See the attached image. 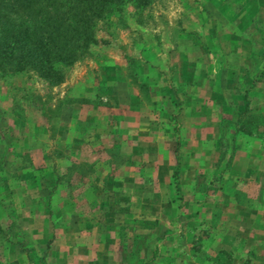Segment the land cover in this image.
Here are the masks:
<instances>
[{
  "label": "crops",
  "instance_id": "1",
  "mask_svg": "<svg viewBox=\"0 0 264 264\" xmlns=\"http://www.w3.org/2000/svg\"><path fill=\"white\" fill-rule=\"evenodd\" d=\"M249 44V52L236 56L238 68L230 70L227 67L226 71H237L240 77L242 74L253 80V76L249 77L255 68L250 64L253 43L249 41ZM198 57L184 50L176 63V74L184 92V103L178 114L179 131L185 145L184 153L179 157L181 180L183 175L196 179L198 173L206 172L208 160H218L222 119L231 118L235 110L244 108L246 91L250 99L264 85V76L252 88L245 87L238 78L239 84L235 83L238 86L232 89L237 98L233 104V93L225 92L230 87V80L224 79L226 71L218 67V64L229 63L231 56L225 60L214 52L211 55L206 52ZM111 61L114 66L105 67L97 78L101 80L94 81V85L91 83L93 86L89 84L92 88H86L82 83L78 85L80 92L88 90L90 93L83 92L79 100L76 99V127L81 132L76 134V150L73 148V152L66 155L71 157L69 161L90 164L88 183L83 188L86 195L76 198V209H72L64 197L58 200V214L50 213L53 201L49 200L44 204L38 200L31 202L28 210V215L33 213L30 215L34 223L37 218L34 208L38 205H42V209L48 208L49 216L41 220L38 216L37 220L51 227L41 235L47 236L48 240L55 237L52 253L56 263L122 264L120 232L129 236L149 235V245L140 254L149 260L147 264H220L225 252L234 256L264 254V184L258 187L254 198L246 196L244 201H239L236 197L240 188L235 184L199 198L193 196L199 190L195 182H180V191L185 195L178 199L176 187L171 183L178 159L175 148L170 145L180 140L179 132L174 131L171 122L155 121L156 103L162 102L163 96L170 98L171 93L177 92V82L166 72L153 71L147 65L148 72L138 68L136 73L138 82L147 84L148 91L142 93L137 83L131 81L127 66L117 65L113 58ZM117 66L120 69L117 70ZM141 66L145 67L143 60H140ZM262 66L264 61L260 69ZM210 67L211 72L207 73ZM98 86L114 95L115 101L92 103L89 98L93 91L97 93ZM79 122L88 124L87 130L80 128ZM91 128H96V132ZM102 130L106 138L101 136ZM84 133L91 137L85 138ZM74 142L72 138V146ZM96 142L100 150L95 148ZM258 143L264 146L263 130L252 136L237 135L232 163L225 171L230 181L249 174L264 175V147L256 152ZM88 148L92 149L84 153ZM41 158L45 163L42 182L45 183V175H52L50 179L54 185L57 182L64 190V183L61 185L55 177L58 161L48 159L49 155L44 153ZM241 163L244 166H240ZM78 174L76 170V177L80 176ZM147 175L157 177L156 181L154 178L152 183L145 182L143 176ZM149 190L153 192L152 197L145 194ZM99 192H104L105 196L100 197ZM254 260H257L256 264H264V256Z\"/></svg>",
  "mask_w": 264,
  "mask_h": 264
},
{
  "label": "rangeland",
  "instance_id": "2",
  "mask_svg": "<svg viewBox=\"0 0 264 264\" xmlns=\"http://www.w3.org/2000/svg\"><path fill=\"white\" fill-rule=\"evenodd\" d=\"M122 18L123 24L118 22L115 16L109 21L97 24L98 42L92 45V54L68 67L64 82L57 86L50 87L46 81L31 72L0 77V164L2 166L0 171V223L5 226L10 237L9 241L4 242L0 247V264H57L52 253L56 242L55 237L48 240L47 236L42 237L41 235L42 231L51 228L40 221L49 216L48 208L43 207L42 209V205L34 208V215L37 216L34 223L30 215L32 212L28 215V210L31 202L38 200L44 204L45 200H49L53 201L50 213L56 214L57 209L60 208L57 207L58 200L61 201L63 197L71 204L72 209H76V198L86 195L83 188L88 183L90 164L81 163L77 169L80 176L76 177V168L72 172L68 171L70 166L68 164L72 161H69L71 157L66 155L67 152L72 153L73 148L76 150V134L78 131L81 132L78 126L76 127V99L83 92L84 94L90 93L88 90L80 92L78 85L82 83L88 88L89 84H93L94 81L95 83L100 81L101 79L97 78H100L102 71L106 70L104 68L113 65L112 58L117 60V65L127 66L130 70L131 66L127 58L132 57L138 62L141 72H148L146 66L150 65L153 71L166 72L174 77L178 91L171 93L170 98L168 95L163 96L164 100L156 103L155 121L171 122L174 131L179 132L177 133L180 139L179 145L177 142H172L170 145L175 148L174 151L179 158L185 150L178 126L179 110L184 103L183 88L176 74L178 71L176 63L180 59L181 51L185 50L189 55L197 57L206 52L209 55L214 52V55H221L225 60L230 55V62H225V66L218 64V67H223L224 71L227 67L232 70L233 67L238 68L239 64L236 61L238 53H246L251 49L248 32L250 34L253 31L255 34L264 36V0H154L150 7L141 11H135L131 6H127ZM140 60L144 61L145 67H140ZM115 68L118 70L120 66ZM208 69L210 71L207 73H210L211 67ZM257 69L255 67L253 71H250L249 77L255 76ZM223 77L230 80V87L226 88L225 92L233 93L231 96L233 104L237 98L232 89L238 86L235 85V83L239 84L238 78H241L240 81L245 84V87L252 88V80L248 76L247 78L242 77V74L240 77L237 71H226ZM92 84L91 86L94 85ZM110 92L115 91L110 90ZM31 94H39L48 109L58 110L56 116L50 118L42 113V110L37 109L33 101L27 98ZM156 94L159 96L158 93ZM89 99L96 104L115 101L114 95L102 90L101 86L97 93L93 91ZM59 102L61 105L57 107ZM250 104L255 113L264 114V85L260 86L257 95L250 98ZM78 124L80 128L87 130L88 127L85 126L88 124L83 122ZM91 129L96 132V128ZM262 130L263 127H260V131ZM104 134L102 130L101 136L106 138ZM90 137L91 135H85V138ZM72 138L75 141L74 146L70 143ZM246 143L250 145L249 141ZM94 146L100 150L97 142ZM262 147L264 146L258 143L255 146L256 152L262 151ZM91 149L84 150V153ZM42 153L48 154V159L58 161L57 167L54 163V166L58 168L55 177L61 185L64 183V190L57 185V182L54 185V181L51 180L52 175H45L47 176L45 183L42 182L45 167L44 161H41ZM216 162V159L208 160L206 172L201 171L194 180L187 175H183V180H181L179 168V189H176V197L183 199L185 195V192L180 191V182L185 184L195 182L199 190L193 196L196 195L199 198L203 196L201 189L208 188L205 196H210L224 186L235 184L240 188V194L236 197L239 201H244L246 196L254 198L258 187L264 184V175L258 174L238 176L234 181H230L225 171L221 174L224 162L215 168ZM240 166H244V163ZM154 178L156 181L157 177L143 176L145 182L152 183ZM171 183L175 185L172 176ZM213 189L215 191H212ZM145 194L153 196L150 190ZM98 195L103 197L105 193L99 192ZM38 216L40 220H37ZM230 256L231 264H256L255 257H263L264 254ZM221 257L220 264L228 262L229 258L225 254Z\"/></svg>",
  "mask_w": 264,
  "mask_h": 264
},
{
  "label": "trees",
  "instance_id": "3",
  "mask_svg": "<svg viewBox=\"0 0 264 264\" xmlns=\"http://www.w3.org/2000/svg\"><path fill=\"white\" fill-rule=\"evenodd\" d=\"M154 0H0V77L15 76L27 72L43 79L50 87L64 82L66 69L76 62L92 54V45L98 42L96 27L99 22L109 21L116 17L124 23L122 14L131 6L135 11L150 7ZM253 43L251 65L260 69L264 61V36L248 32ZM128 70L133 83H137L140 91H148L147 84L138 82L136 77L138 62L127 58ZM251 67V66H250ZM257 69L258 76H253L251 86L262 79L264 69ZM250 88V87H249ZM50 118L58 113L56 109H48L39 94L27 97ZM245 106L235 110L231 118L221 121L222 135L216 166L224 162L221 174L229 169L236 149L237 135L252 136L264 131V114H257L250 107L247 91L244 94ZM60 107L61 103L57 104ZM177 140V145H179ZM178 166L173 171L176 189H179V158ZM79 165L72 162L68 171L78 169ZM2 166L0 164V171ZM201 189L202 197L206 190ZM212 191H215L214 189ZM10 237L5 226L0 223V247ZM120 257L122 264H147L149 260L141 257V252L149 245V235L119 233ZM49 243V242H48ZM23 249V248H22ZM25 250V249H24ZM224 264H231V254ZM155 254L152 256V258Z\"/></svg>",
  "mask_w": 264,
  "mask_h": 264
}]
</instances>
